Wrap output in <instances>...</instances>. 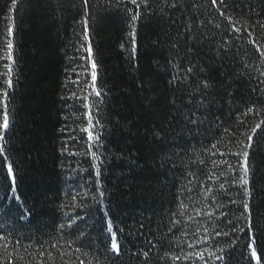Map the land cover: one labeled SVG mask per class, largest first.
I'll return each mask as SVG.
<instances>
[{
    "label": "trees",
    "instance_id": "1",
    "mask_svg": "<svg viewBox=\"0 0 264 264\" xmlns=\"http://www.w3.org/2000/svg\"><path fill=\"white\" fill-rule=\"evenodd\" d=\"M174 2L141 5L133 37L126 9H137L129 0H88L87 6L83 0H18L15 7L0 0V92L9 65L13 85L0 96V121L4 100L10 121L0 140L7 156L0 155V264H264V0ZM192 45L194 57L184 58ZM178 54L180 69L191 60L203 70L197 75L212 85L211 107L199 127L175 121L171 131L173 68L167 62L177 63ZM93 61L100 97L89 87ZM89 109L99 136L91 148L81 131ZM161 126L163 139H155ZM249 136L252 147L245 149ZM245 150L247 197L231 183L242 174L243 157L236 154ZM220 183L226 197L214 200ZM217 202L227 206V216L213 223ZM245 202L251 228L241 215ZM210 211L212 220L203 215ZM109 223L119 253L110 248ZM200 251L203 261L183 259Z\"/></svg>",
    "mask_w": 264,
    "mask_h": 264
},
{
    "label": "snow or ice",
    "instance_id": "2",
    "mask_svg": "<svg viewBox=\"0 0 264 264\" xmlns=\"http://www.w3.org/2000/svg\"><path fill=\"white\" fill-rule=\"evenodd\" d=\"M17 2H18V0H12V6L15 7L17 5ZM83 2H84V5L87 6L88 0H83ZM108 2L111 3V0H108ZM211 2L213 5L217 4V0H211ZM129 3H131L132 5H135L136 9H137V11L135 13L132 12V9H126V11L128 13H131L130 23L132 26V35L134 37V35H135V22L139 19V16H140L139 9H140L141 5L147 7V5L149 4V0H129ZM219 3L221 6H226L225 0H219ZM171 7H175L174 0H173ZM220 14L223 16L224 12H221ZM83 23H84V39L89 40L87 19L86 18L83 21ZM217 27H219V25H217ZM233 27H234L235 31H237V32L240 31L239 28H235V26H233ZM186 31L190 32L191 30L186 29ZM12 34H13V28L11 26H9L8 30H7V35L11 36ZM134 43H135V41L133 39V44ZM13 47H14V45H13L12 40L7 39L6 51H7V59L9 61L13 60V55H12ZM175 47L176 46L173 45V48H175ZM194 48H195V45L188 47L185 50V57L184 58H186L188 56L194 57V55H195ZM134 50L135 49H133V51ZM86 51L89 53L88 58L91 59V47L89 46L86 49ZM182 59L183 58H179V54H178V62L177 63L174 64L171 59L167 62L173 68V71L170 73L171 79L168 81L169 85L174 89L173 98L169 101V104L171 106L172 111L169 112L170 118L167 119L168 130H171V131H175V129L172 128V125L175 121H178L183 127L188 128L189 130H191V127H199V125L202 123L201 116L204 114V112H206L211 107V101L208 99V97L210 95L209 88L212 87V85L210 84V82L207 78L200 79L199 76L197 75L198 73L200 75H202L203 70L198 68L196 65L192 64L191 60H188V67H186L184 69H180L179 62ZM91 69H92V71H91V82L89 84V87L92 89V94H94L97 97H100L101 92L95 86V82L97 80V71H96L97 65L94 61L91 63ZM7 76H8L7 88L4 91L0 92V96H3V97H7V89H11L13 86L12 85V79H11V65L8 66ZM261 76H264V72H261ZM261 82L264 83V81H261ZM73 95L75 96V93H73ZM83 99L87 100L88 98L83 97ZM3 103L5 104V111L3 112L2 121H0V140L3 139L4 133L9 128V125H10L8 112L6 110L7 101L4 100ZM85 107L88 108L89 105L85 104ZM249 111H252V109H249ZM173 113L175 114L174 116H173ZM197 113H200V115H197ZM86 115H87V127L81 129V131H83L87 134L89 147L91 148L94 146V143L99 140V136L97 134H95L93 131V129L95 128V123L93 122L92 112L90 109L86 113ZM260 127H261V125L257 124L256 127L254 129H252V131L255 132L256 129L260 128ZM162 133H165V128L163 126H161L158 131L154 132L153 136L155 139H163ZM247 139H248V143L245 145V149H249L252 147V139H253L252 136H249ZM211 148H216V145L213 144L211 146ZM61 151L62 152H68V148L64 147ZM205 151H208L210 153V156L217 155V153L211 152V149H206ZM72 154L75 155V153H72ZM218 154L220 156L225 155V153H218ZM0 155H4V149H3L2 145H0ZM92 155L95 156L96 153L92 152ZM236 155H241L243 157V163L240 165V167L242 168V174L239 176L238 181L235 179V177H231V183H232V185H236L238 183L241 187H244L243 195L245 197H247L249 195L248 188L246 187L249 184V179H248L249 151L245 150L242 153H237ZM4 159H7L6 155H4ZM200 163H204V161L201 160ZM212 163L214 164V166H219L216 161H212ZM220 163L227 164V161L222 160V161H220ZM228 168L232 172H235V169L233 168L232 165L229 164ZM7 174H8V176L13 175V167L11 164H8V166H7ZM189 175L192 176L193 174L189 173ZM220 176H225L226 178H228L225 172H221ZM193 178L195 179L194 176H193ZM214 178H216V177H209V179H214ZM216 179H218V178H216ZM208 191H212V189H208ZM216 191L220 195H219V197L214 196L213 199L214 200H222L223 198L226 197L228 189L225 188L224 183H220L219 187ZM227 198L229 199L231 204L236 203V200L232 199L231 197H227ZM180 207L184 208V207H186V205H184L183 202H181ZM226 207L227 206L221 202L216 203V209L219 210V217H216V220H214L213 223H216L220 219V217H226L227 216V213L225 211H223V209ZM242 207L244 209V212L241 213V215H245V214L248 215L249 219H248V225L247 226L249 228H251L250 205H249V203L245 202L242 204ZM195 211H196L197 215L202 214L200 209H196ZM203 215H207L209 217V219L212 220V218L215 216V212L210 211V212L203 213ZM21 218H23V217H21ZM188 219L191 220L193 218L189 217ZM173 223H174V225H178L181 222L177 220V221H174ZM228 225L229 226L232 225L231 220L228 221ZM63 227H64V225H61V228H63ZM108 231L110 233V248L113 252L119 253L120 243L117 240L116 233L112 231L111 223L108 224ZM170 231H171V229H170ZM197 231H199V229H197ZM204 231L207 232L208 229L205 228ZM232 231L234 232L235 228H232ZM230 234H231L230 232H221V231H217L215 233L216 236L230 235ZM2 238L3 237H0V239H2ZM204 239L207 240L208 237L206 236ZM196 243H199V241H197ZM188 247L192 248L193 245L189 244ZM248 248L251 251V255L253 257H255L256 256V250L252 247L251 244L248 245ZM223 251L224 250L221 249V252H223ZM145 255H147V253H145ZM209 255L212 256L214 258V260H220V261L224 260L223 255L215 256L214 253H209ZM193 256L196 259H199L202 261L204 260V252H202V251L194 252V253L189 254V255H185L183 257V259L188 260V259H191ZM173 259L179 260V259H181V257L176 256ZM205 264H207V262H205Z\"/></svg>",
    "mask_w": 264,
    "mask_h": 264
}]
</instances>
